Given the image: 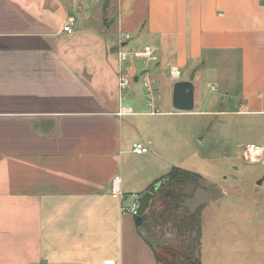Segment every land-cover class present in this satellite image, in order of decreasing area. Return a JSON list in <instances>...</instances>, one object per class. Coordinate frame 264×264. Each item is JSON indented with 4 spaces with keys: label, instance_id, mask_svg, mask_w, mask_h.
Wrapping results in <instances>:
<instances>
[{
    "label": "crops",
    "instance_id": "crops-1",
    "mask_svg": "<svg viewBox=\"0 0 264 264\" xmlns=\"http://www.w3.org/2000/svg\"><path fill=\"white\" fill-rule=\"evenodd\" d=\"M98 2L0 0V264H159L128 212L170 171V124L158 115L226 113L202 98V71L212 62L229 78L224 103L264 119V0H109L130 16L142 5L136 29L155 39L143 45L161 51L159 66L170 78L179 69L175 81L150 73L147 63L136 67L133 58L124 71L120 47L141 46L135 38L125 48L129 31L103 19ZM68 16L71 33L63 30ZM120 73L133 77L126 89ZM145 79L165 85L164 110L142 109ZM178 80L191 81L194 107L208 110H171ZM122 106L132 113L120 115ZM135 142L149 151L136 153ZM116 176L119 197L111 190ZM211 187L217 194L200 208L201 236L205 217L227 198L226 188ZM229 231L216 234L219 244L230 242ZM225 246L233 249H219ZM238 251L200 255V264H264V245Z\"/></svg>",
    "mask_w": 264,
    "mask_h": 264
},
{
    "label": "rangeland",
    "instance_id": "rangeland-1",
    "mask_svg": "<svg viewBox=\"0 0 264 264\" xmlns=\"http://www.w3.org/2000/svg\"><path fill=\"white\" fill-rule=\"evenodd\" d=\"M103 3L104 0H99L96 4L103 19L107 16L114 28L117 29L120 25L122 32L129 31L131 35L126 49L133 48L135 38L138 39L140 46H143L145 42L156 43L155 39L145 40L144 35L136 29L144 17V8L141 4L137 11H132L130 16L125 11L118 12L114 3L109 4L108 2L107 6ZM155 54L157 63L144 58H133L132 60L136 67L140 68L147 63L150 66V73L158 69L164 74V79L170 80V75L166 73L168 67L159 66L161 51L156 49ZM128 64L131 63L124 62V71L127 70L125 67ZM218 65H212L211 62L203 68L202 98L204 101L207 97L214 98L216 105L213 104L207 108L217 111L223 108L226 113L158 115V117L167 119L170 124L168 129L170 143L166 155L170 165L166 167L165 172H168L172 166H180L198 173L207 182L226 188L227 198L219 202L217 211L213 213L209 221V216L204 219L203 233L202 236L200 235L199 258L202 255L205 260L210 257L211 260L217 259L216 256L229 257L246 245L257 247L264 245V226L260 225L264 223V159L250 162L243 157V148L246 144L264 145V119L263 116L234 113L238 110V106L231 104V100L229 103H224L225 98L228 97L225 81L229 82V78H227L226 68H220ZM210 82H214L216 91L210 92L208 85ZM156 85L158 86V83ZM158 88L160 99L156 98L153 106L146 104L143 94L142 99L139 97L143 110L148 111L153 108L159 111L164 110L161 101L165 93V85L159 84ZM228 88L232 91L231 86ZM201 105L196 103L194 110H208ZM171 110L178 113L184 112L173 106ZM178 162L182 163L177 165ZM161 181L163 178L153 186ZM154 207L159 208L156 203ZM167 227L169 228V225L163 228L162 237L177 243L174 232L168 230ZM226 228L231 229L229 231L232 233L230 242L225 243L221 240L222 244H219L220 241L216 234ZM226 244L232 246L234 251L228 248L229 246L219 249ZM238 253L244 254L239 251Z\"/></svg>",
    "mask_w": 264,
    "mask_h": 264
},
{
    "label": "trees",
    "instance_id": "trees-1",
    "mask_svg": "<svg viewBox=\"0 0 264 264\" xmlns=\"http://www.w3.org/2000/svg\"><path fill=\"white\" fill-rule=\"evenodd\" d=\"M162 178L164 182L151 196L142 216V225L149 235L166 243L151 245L146 242L152 248L155 261L159 264H200V209L191 213L180 204L183 196H174L172 193L201 177L194 171L173 166ZM154 203L159 206L158 209L154 207ZM168 225L167 228L174 232L177 243L162 237L163 228ZM156 228L158 230H155Z\"/></svg>",
    "mask_w": 264,
    "mask_h": 264
},
{
    "label": "built area",
    "instance_id": "built-area-1",
    "mask_svg": "<svg viewBox=\"0 0 264 264\" xmlns=\"http://www.w3.org/2000/svg\"><path fill=\"white\" fill-rule=\"evenodd\" d=\"M75 20L74 17L68 16L67 19L64 22L63 30L67 33H71L73 31V24ZM128 34H125L124 38H128ZM118 58L119 61L125 62L132 58H144L148 61H157V56L155 54V49L153 46L146 44L138 48H134L131 50H124L123 47H120L118 50ZM159 60V59H158ZM180 76V71L178 68H172L171 69V78L177 79ZM133 82V77L129 75H125L124 73L119 74V87L120 89H126L130 86V84ZM142 86L144 90V97L146 104L148 106H153L154 97L157 92V88L155 84L145 79L142 81ZM154 112L157 111L156 108L152 109ZM120 115L122 114H128L132 113V108L129 106H122L118 112ZM133 150L136 153H146L149 151L148 147L144 145L142 142H135L132 145ZM243 157L250 161V162H256L261 159H264V145L255 144V143H248L243 148ZM112 194L114 197H119L121 195L120 193V179L116 176L112 180ZM139 204V199H135V201L132 203L131 207L128 209V212L135 216L137 213V208Z\"/></svg>",
    "mask_w": 264,
    "mask_h": 264
},
{
    "label": "water",
    "instance_id": "water-1",
    "mask_svg": "<svg viewBox=\"0 0 264 264\" xmlns=\"http://www.w3.org/2000/svg\"><path fill=\"white\" fill-rule=\"evenodd\" d=\"M109 0H104L103 5L107 6ZM172 105L174 108L182 111H192L194 107V93H193V84L189 80H178L173 85L172 91ZM200 186L195 187V185H185L181 189L174 191L172 194L174 196H186L183 203L184 206H188L190 208V212L194 213L201 206L208 204L211 200L214 199L215 189L211 186L212 183L207 182L203 178H198ZM159 182V181H157ZM156 182V183H157ZM164 182L161 181L158 185H151V187L144 191L139 197V204L137 208V213L135 215L134 221L136 228L140 234V236L148 241L151 245H162L166 242L160 240L152 235H149L142 225V216L146 211L150 198L153 193L160 187V185Z\"/></svg>",
    "mask_w": 264,
    "mask_h": 264
},
{
    "label": "flooded vegetation",
    "instance_id": "flooded-vegetation-1",
    "mask_svg": "<svg viewBox=\"0 0 264 264\" xmlns=\"http://www.w3.org/2000/svg\"><path fill=\"white\" fill-rule=\"evenodd\" d=\"M187 185H195L196 188L200 186L199 182L197 181V178H196L195 180H193L192 183H189V184H187ZM184 186H185V185H184ZM211 188H212V187H211ZM215 194H217V191L215 192ZM185 197H186V196H183L182 200L180 201V204L183 203ZM181 205H182V204H181ZM182 206L185 207L186 209H188V210L190 211V208H189L188 206H184V205H182ZM201 207H202V206H201ZM201 207H200V208H201ZM200 208H199V209H200Z\"/></svg>",
    "mask_w": 264,
    "mask_h": 264
}]
</instances>
